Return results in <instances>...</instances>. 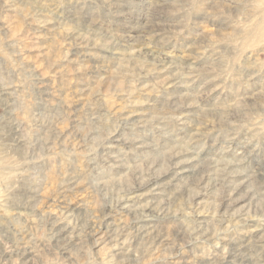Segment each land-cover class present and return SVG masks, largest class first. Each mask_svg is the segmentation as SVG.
Masks as SVG:
<instances>
[{
  "label": "rangeland",
  "instance_id": "obj_1",
  "mask_svg": "<svg viewBox=\"0 0 264 264\" xmlns=\"http://www.w3.org/2000/svg\"><path fill=\"white\" fill-rule=\"evenodd\" d=\"M0 264H264V0H0Z\"/></svg>",
  "mask_w": 264,
  "mask_h": 264
},
{
  "label": "bare ground",
  "instance_id": "obj_2",
  "mask_svg": "<svg viewBox=\"0 0 264 264\" xmlns=\"http://www.w3.org/2000/svg\"><path fill=\"white\" fill-rule=\"evenodd\" d=\"M157 207V206H156Z\"/></svg>",
  "mask_w": 264,
  "mask_h": 264
}]
</instances>
